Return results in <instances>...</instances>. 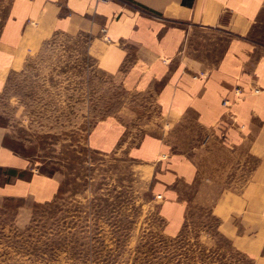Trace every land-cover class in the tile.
Masks as SVG:
<instances>
[{
  "label": "crops",
  "instance_id": "crops-1",
  "mask_svg": "<svg viewBox=\"0 0 264 264\" xmlns=\"http://www.w3.org/2000/svg\"><path fill=\"white\" fill-rule=\"evenodd\" d=\"M57 34L90 38L97 69L141 98L89 142L152 167L165 234H216L264 264V0H0V94ZM6 138L0 125V202L52 194L58 178Z\"/></svg>",
  "mask_w": 264,
  "mask_h": 264
},
{
  "label": "rangeland",
  "instance_id": "rangeland-1",
  "mask_svg": "<svg viewBox=\"0 0 264 264\" xmlns=\"http://www.w3.org/2000/svg\"><path fill=\"white\" fill-rule=\"evenodd\" d=\"M89 41L57 34L36 46L0 94L5 145L59 180L50 195L0 202V264H251L216 234H165L152 167L92 149V129L141 98L97 69Z\"/></svg>",
  "mask_w": 264,
  "mask_h": 264
},
{
  "label": "built area",
  "instance_id": "built-area-1",
  "mask_svg": "<svg viewBox=\"0 0 264 264\" xmlns=\"http://www.w3.org/2000/svg\"><path fill=\"white\" fill-rule=\"evenodd\" d=\"M101 1H104L105 2V1H108V0H101ZM223 104L226 105L227 102H223ZM158 198H160V197H158Z\"/></svg>",
  "mask_w": 264,
  "mask_h": 264
}]
</instances>
